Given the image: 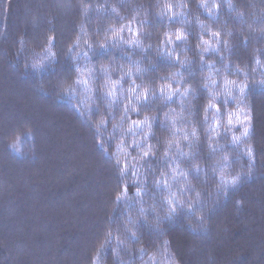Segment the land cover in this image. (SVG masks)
<instances>
[{
  "label": "trees",
  "instance_id": "1",
  "mask_svg": "<svg viewBox=\"0 0 264 264\" xmlns=\"http://www.w3.org/2000/svg\"><path fill=\"white\" fill-rule=\"evenodd\" d=\"M157 2L0 0V264H89L105 226L122 228L123 208L109 214L111 191L118 178L97 146L96 134L87 121L94 106L104 110L100 93L96 92L104 79L100 67L111 69L127 64L121 59L126 53L134 58L141 53L126 47L121 50L97 47L90 53L95 60L96 84L84 75L81 79L89 82L68 92L62 90L67 85H60L58 80L72 72V63L63 48L76 37L81 26L89 34L85 38L91 42L97 30L102 38L103 30L115 22L110 10L114 3L121 6L122 14L131 17L137 6L148 8ZM171 2L182 4L184 0ZM190 2L192 7L185 10L188 21L185 27L191 33V41L198 32L195 17L203 16V12L195 0ZM86 4L90 5L87 10ZM248 4L264 6L260 0H237L238 6ZM218 15L216 23L232 30L230 61L245 67L249 75L247 99L252 112V132L245 143L253 146V161L248 160L246 149L237 147L232 161L242 179L235 188L227 190L226 198L219 190L205 191L201 200L193 202L191 210L180 208L159 227L149 213L148 222L140 220L136 226L137 240L123 234L129 239L131 252L121 247L120 255L130 264H140L139 243L149 251L163 253L165 238L179 264H264V83H258V74L252 72L254 50L259 49L258 54L264 58V33L248 32L225 11L223 4ZM148 19L152 36L145 42L156 43V32L163 21L156 18L154 11ZM178 19L172 21L173 26ZM261 25L264 17H259L254 26ZM49 33L56 36L58 58L55 63H46L34 71L27 66L28 59L34 51L39 52L38 47ZM21 36L25 40L23 48ZM181 46L177 44L178 48ZM189 50L195 57L191 43ZM215 59L222 66V60ZM108 60L114 64L108 65ZM152 61L156 66L153 73L168 67L164 59L153 56ZM79 62L91 63L82 56ZM192 70L199 71L198 63H193ZM203 98L204 93L199 92L195 101L197 112ZM27 128L33 138L24 136L22 152L17 155L9 150L8 140ZM200 155L207 159L203 143ZM196 182L202 189L212 183L209 179L205 184L198 177ZM238 200L242 201L239 207ZM113 247L109 243L102 253L103 264H118ZM168 258L165 253L161 260Z\"/></svg>",
  "mask_w": 264,
  "mask_h": 264
},
{
  "label": "clouds",
  "instance_id": "2",
  "mask_svg": "<svg viewBox=\"0 0 264 264\" xmlns=\"http://www.w3.org/2000/svg\"><path fill=\"white\" fill-rule=\"evenodd\" d=\"M195 3L203 16L195 17L198 32L191 41V33L185 27L188 22L185 10L192 7L190 0L182 4L158 0L148 8L137 6L131 17L122 14L121 6L114 3L110 10L115 22L103 30L102 38L97 30L89 42L85 38L89 34L81 26L76 37L63 48L72 63V72L61 77L58 83L67 85L62 90L68 92L89 80L96 84L95 60L90 53L97 47L115 50L126 47L141 53L135 58L126 53L121 59L127 64L111 69L102 65L99 69L104 79L96 92L100 93L104 110L94 106L87 123L118 178L111 191L109 214L117 208H123V213L122 228L105 226L89 264H103L101 255L109 243L114 245L113 256L118 264H130L121 258L120 248L131 252L127 237L138 239L136 226L140 220L147 223L151 213L153 223L159 227L163 221L171 220L180 208L191 210L193 202L201 200L205 191L219 190L226 198L227 190L235 188L242 179L241 172L233 167V150L243 147L248 160L253 161V146L245 143L252 132V112L247 99L249 75L245 67L230 61L231 28L216 21L220 19L218 12L223 4L225 11L248 32L264 33V25L254 26L259 17H264V6H238L237 0H211L210 3L195 0ZM260 5H264V0H260ZM84 7L87 10L90 5ZM153 11L163 23L156 32V43H146L147 37L152 36L148 16ZM174 19L179 21L175 26ZM125 32L129 34L127 37ZM55 39V34L49 33L38 47L39 52L34 51L29 57L27 66L39 71L46 63H55L58 58ZM19 41L23 48L24 37H19ZM178 43L182 45L179 48ZM83 48L87 51H82ZM258 52L256 49L253 53L252 72L258 74V83H264V58ZM81 56L91 63L81 65ZM153 56L166 60L168 67L153 73L156 68ZM215 57L222 60V66ZM194 62L199 65L198 72L192 70ZM107 63L112 65L114 61ZM84 75L89 80H82ZM199 92L204 93V98L197 112L195 101ZM25 135L29 140L33 138L30 128L24 133H14L8 140L9 150L20 155ZM201 143L207 159L200 155ZM197 177L205 184L209 179L212 183L202 189L196 182ZM241 204L238 200L237 206ZM163 243V253L149 251L139 243L140 264L158 261L179 264L167 247L169 240L165 238ZM165 253L169 258L161 260Z\"/></svg>",
  "mask_w": 264,
  "mask_h": 264
}]
</instances>
